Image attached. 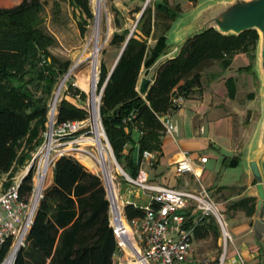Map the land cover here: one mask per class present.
Masks as SVG:
<instances>
[{
	"label": "trees",
	"instance_id": "obj_1",
	"mask_svg": "<svg viewBox=\"0 0 264 264\" xmlns=\"http://www.w3.org/2000/svg\"><path fill=\"white\" fill-rule=\"evenodd\" d=\"M68 1L79 10L85 22L93 17L90 0ZM43 8L41 0H23L10 8L0 7V180L5 176L11 178L31 150L42 144L54 89L58 78L67 73L70 66L69 62L61 63L50 50L56 38L40 27ZM180 9V6L172 7L168 0L148 5L109 78L110 68L105 62L101 64L99 90L108 80L100 114L114 153L121 162L126 144L134 141V130L140 132L141 152L161 150L165 127L160 117L179 108L174 102L176 98H189L196 89H201L203 69L218 62L224 71L237 54L245 53L249 64L238 71L254 72L260 40L258 31L248 29L240 34H223L210 28L189 36L177 55L160 61L154 82L142 95L138 89L141 71L143 67H151L166 50L167 32L181 16ZM115 24L121 25L118 13ZM159 24L164 25V31L150 46L149 37ZM82 28L84 30V26ZM130 31L129 28L115 31L111 42L121 50ZM220 74L211 72L209 78H218ZM225 84L228 95L235 98L238 78L230 76ZM248 96L254 98L255 94ZM87 115L85 108L64 97L58 104L56 124L85 120ZM227 160L224 162L228 166L238 162L237 157ZM126 162L124 168L135 176L138 163L131 155L126 156ZM34 173L31 169L24 177L20 187L22 196L29 197L33 192ZM232 207L252 215L256 198L245 197ZM124 211L128 220L144 214L142 208L133 204L126 205ZM208 219L203 217L200 223ZM208 222L206 232L212 229L218 236L215 219ZM10 249L11 240H8L0 248V264L8 257ZM117 250L110 200L103 179L76 157L60 156L53 167V182L44 190L26 245L18 251L14 264H117Z\"/></svg>",
	"mask_w": 264,
	"mask_h": 264
},
{
	"label": "crops",
	"instance_id": "obj_2",
	"mask_svg": "<svg viewBox=\"0 0 264 264\" xmlns=\"http://www.w3.org/2000/svg\"><path fill=\"white\" fill-rule=\"evenodd\" d=\"M22 1L0 0V7L10 8L20 4ZM174 22L171 29L167 32L168 46L166 49H169L170 53L164 56L162 54L151 67H143L139 77L138 89L142 78L145 76L151 79L149 86L154 82L159 62L177 55L182 43L185 41L184 34L180 32L178 25H176L177 27L174 25ZM236 59L237 55L233 63H235ZM232 66L224 71L221 68L219 71H210V73L220 72L221 74L218 78H208L206 82L203 80L201 89H196L191 97L183 98L177 110L164 116L177 124V131L173 133L165 132L161 138V150L156 151V164L153 167L146 166L145 168L152 183L197 189L199 184L195 176L192 173L179 175L176 172L175 162L182 151L189 153L198 163L201 157H207L208 161L205 163L201 173L202 182L208 189H214V194L212 195L220 203L221 210L225 213L229 212L233 217L230 226L228 224L233 241L229 244L227 258H233L239 252L245 264H264V233L261 238L256 237L254 230L255 212L252 215H248L244 209L232 207L234 202L245 197H255L256 205L259 199L257 181L254 179L249 165L251 160L259 158L256 155L254 142L252 143L249 140L252 131L246 128L248 121H243V117L248 112V106L244 107L241 105L237 93L235 98H231L228 95L225 84L228 77H237L234 74H227ZM136 134L139 138L140 132L134 130V141L127 143L124 148L125 155L122 158V163L125 165L127 163V155H131L133 161L137 163L141 159L142 152L140 151L138 138H135ZM208 149H212L215 152L211 154L214 156L215 161L209 169L207 165L210 162V156L205 152ZM235 157L238 158L235 166H228L224 162L226 158L229 161ZM226 167L239 170L238 174L241 175V178H239L237 173H229L228 171V174L222 178H218L215 175L214 169L217 168V170L223 171ZM51 174L50 184L53 182V171ZM116 192L123 205V210L125 209L124 204L126 201H130L137 207H142L150 200L149 191L132 187L125 180L118 182ZM188 210L190 216L187 224H191L189 227L193 228L192 260L196 262L207 259L217 260L219 253L218 248L215 247L216 244L223 250V239L220 229H218V236L214 234L212 229L206 232L205 227L213 217H209L207 222L200 223L201 213L195 209L193 203H190ZM215 222L217 224L216 220ZM211 238L215 240L216 244H211ZM118 258L120 260H118L117 264L126 262V256L122 253Z\"/></svg>",
	"mask_w": 264,
	"mask_h": 264
},
{
	"label": "built area",
	"instance_id": "obj_3",
	"mask_svg": "<svg viewBox=\"0 0 264 264\" xmlns=\"http://www.w3.org/2000/svg\"><path fill=\"white\" fill-rule=\"evenodd\" d=\"M182 100V97H178L174 102L179 105ZM53 105L56 108V103ZM160 119L166 133L177 131L178 126L172 120L164 116ZM82 122L68 121L56 124L54 117L53 129L47 138L51 135L53 140L55 134L68 130L75 132ZM55 126L57 127L55 128ZM102 130L104 132L103 126ZM103 137L110 147L105 132ZM44 145L38 152L41 158L37 172L34 173L33 192L29 197L21 195L20 187L24 177L32 169L31 165L26 166L23 171L9 178L11 181L0 192V248L8 240H11V252L19 251L26 245L37 207L46 189L47 177L44 178V185L41 188L38 186V180L43 176L44 170L42 161ZM53 149L52 143V147L49 149L50 167L55 160L52 156ZM59 155L66 154L60 151ZM156 157V151L144 150L138 162L137 174L133 176L123 165L118 163L112 151V158L123 179L132 187L150 192L149 202L140 207L144 211L143 216L131 220L127 219L116 192L115 176L111 175L112 178L109 183L107 176L102 172L110 200L111 225L118 242L117 259L120 260L118 257L122 253L126 256L125 263L129 264H245L239 252L235 257L227 258L228 247L233 238L228 227L226 213L221 210L220 203L201 179L202 169L208 158L201 157L198 163L186 151L181 152L180 157L175 162L176 172L179 175L192 173L199 184V188L189 189L152 183L145 167H153L156 164ZM5 178L8 177L5 176ZM190 203H193L195 209L201 213V218L213 217L217 221L223 239V250L217 260L207 259L199 262L192 260L193 228L186 226L190 216L188 212ZM128 204L132 203L126 201L124 205ZM124 221L128 223L130 231L127 230Z\"/></svg>",
	"mask_w": 264,
	"mask_h": 264
},
{
	"label": "rangeland",
	"instance_id": "obj_4",
	"mask_svg": "<svg viewBox=\"0 0 264 264\" xmlns=\"http://www.w3.org/2000/svg\"><path fill=\"white\" fill-rule=\"evenodd\" d=\"M41 1L43 2L44 8L41 12L42 23L40 24V27L44 31L53 35L56 38V43L50 47L52 54L55 57H57L61 61V63L69 62L70 66L68 71L70 69H73L76 62H78L80 59H83L78 64V66H76L77 69L75 68V73L73 74L69 73V75L66 78L65 76L67 73H65L58 78V82L54 89L53 97L51 100V106H52L54 103L57 90L61 85V83H63L62 87L58 91V96L55 99V103H56L55 120H56L58 104L64 97L77 103L79 106L85 108L88 112L87 118L85 120H81L83 122L75 132L74 131L70 132L68 130L54 135L53 137L54 149L52 150V156L55 158V160L52 163L50 167V172L48 173L47 176L46 188L50 185L49 182L52 175L51 173L53 171L55 161L60 157L59 155L60 151L65 152L66 155H72L76 157L89 170L100 175L101 178L103 179V173H102L103 169H92L84 163L85 157L93 158L96 161L97 158H95V155L96 157H98L99 151L95 145L81 142L83 141L82 139L85 137H92V138L95 137V133L93 126L90 122L92 114L90 112L89 93L83 90L78 85L77 82L79 76L90 74V70L92 68L91 59L89 57L92 47L89 45L90 37L93 33L92 27H94V23H95V13H94L92 0H90V7L93 13V17L87 18V22L83 20L84 17L80 14L79 10L74 9L70 5V2L68 0H41ZM146 1L147 0H105L104 15H103L104 17L102 21V30H101L102 40L105 42L98 56V79H100L101 64L105 62L107 67L110 68L120 51V47L111 42L113 38V33L117 30L122 31L124 28H129L130 30H132L139 15V12H137V10L139 8H143ZM154 1H160V0H150L148 5H152ZM215 1L217 0H168L169 4L172 7L176 8L177 6H180L181 8L180 9L181 16L178 17V19L174 22L175 23L174 25L176 26L181 23H186L189 16L188 14L194 12L199 7H202L208 3ZM117 13L120 18V24H121L119 26L115 24V15ZM82 26H84V30ZM163 31H164V25L159 24L154 34H152L149 37L148 43L150 46H153L155 44L156 37L159 36L160 33H162ZM248 64H249V57L245 53H239L237 54V59L235 60V63L231 64L233 66L229 69L227 74L228 73L234 74L238 78V89H237L238 100L241 103V105H243L244 107H246V105L248 106V112L246 116L243 117V121L244 122L248 121L247 124L246 123L244 124H246V128H248L249 131H252L250 136L251 138L249 140H251V142L253 143L255 142L258 136L259 125L264 111V105H263L264 79L259 68V44L256 51V60L254 62V67H253L254 72L247 73V72L238 71L240 67H244ZM215 70L217 71L220 70L218 62H214L212 65L203 69V77H204L203 80L206 82L209 78L210 71H215ZM76 89H79V92H77ZM252 92L255 94V96L253 99H249L248 95ZM82 93H84L85 96H83ZM96 93L99 96L100 90L98 84H97ZM100 104L101 102L99 100V118L101 120L102 126L104 127L100 114ZM49 125L50 122L48 121L47 130L44 135V140L42 144L36 149L31 150L27 160L23 165H20L18 167L15 174H18L19 172L23 171L26 168V166L29 165H31V168L34 169L35 172H37L38 163L41 158V156L38 155V152L40 151L42 145L47 142ZM56 127L57 126H55V128ZM135 138L136 139L138 138L137 134L135 135ZM102 140L105 144H107L104 137H102ZM110 147L111 148L109 149V153H108L107 165L110 169H112V174L115 176L114 178L116 184L115 187H117L118 182H123L124 180L117 168V165L115 164L112 158V151L114 153L112 145H110ZM205 152L206 154H208V156H210V162L207 165V168L209 169L211 168L210 166L212 165V163H214L215 161L214 156L211 154H214L215 152L212 149H208ZM114 156L121 166L125 165L117 159L115 153ZM224 169L225 170L223 171H219L217 170V168L214 169L215 175H217L218 178H222L223 176L227 175L228 172L235 174L239 173V170L234 168L226 167ZM238 175L239 178H241V175L240 174ZM10 181L11 180L9 178H5V177L0 180V192L3 190V188H5L8 185ZM209 190L212 194H214L213 188H209ZM226 217L228 224L230 226L233 217L229 212L226 213ZM131 225L134 226L133 224ZM211 240H212L211 244L213 243L212 245L216 244L213 238H211ZM215 247L218 248V253H219L218 257H219L220 253H222V250L220 247H218L217 244ZM10 253L11 251L9 252V254Z\"/></svg>",
	"mask_w": 264,
	"mask_h": 264
},
{
	"label": "water",
	"instance_id": "obj_5",
	"mask_svg": "<svg viewBox=\"0 0 264 264\" xmlns=\"http://www.w3.org/2000/svg\"><path fill=\"white\" fill-rule=\"evenodd\" d=\"M149 1L150 0L146 1L141 12L139 13V16L137 17L133 29L130 31L123 47L121 48L118 54L115 64L110 70L108 78L112 74L116 63L121 57L126 47V44L130 39V37L132 36V33L134 32ZM188 15L189 16L187 22L178 25L180 32L184 34L185 40L189 36H192L197 33H201L210 28H216L219 32L223 34H229V33L240 34L241 32L246 31L248 29H256L260 35L259 68L264 79V0H217L215 2H211L202 7H199L197 10H195L194 12ZM169 53H170L169 49H166L163 52L162 56L168 55ZM70 71L71 69L67 72L65 78L69 75ZM107 80L100 90V94H99L100 102ZM98 82L99 79L97 80V84ZM150 82L151 79L148 76L142 78L139 87V91L142 95H145ZM263 97H264V89H263ZM56 98L57 95L55 96V99ZM55 99L53 104H55ZM263 105H264V98H263ZM55 112L56 111L54 110V105H53L49 116L50 125H49L48 134H50L53 129ZM254 147L256 149V155L259 158V159H253L249 162L254 179L257 181V188L259 193V199L257 201L256 210H255L256 219L254 222V230L256 233V237L261 238L262 234L264 233V111L259 125L258 136L254 142ZM106 172H107L106 170H103L104 175H106ZM17 253L18 251H16V256Z\"/></svg>",
	"mask_w": 264,
	"mask_h": 264
},
{
	"label": "bare ground",
	"instance_id": "obj_6",
	"mask_svg": "<svg viewBox=\"0 0 264 264\" xmlns=\"http://www.w3.org/2000/svg\"><path fill=\"white\" fill-rule=\"evenodd\" d=\"M104 2L105 0H92L93 7H94V13H95V23L93 28V33L90 37V46L91 47V53L89 55L91 59L92 68L90 70V74H86L84 76H79L78 79V85L85 91L89 93V105H90V112H91V124L94 129L95 137H85L83 138L81 142H84L86 144H93L97 147L99 151V156L97 160L95 161L93 158L85 157L84 162L89 167H92L93 169H103L106 170V176L108 178L109 183L111 182L110 177L112 175V172H110V169L107 165V159H108V153L110 147L108 144H105L102 140V137L104 135V132L102 130V124L101 120L99 118V96L96 93L97 90V80H98V56L102 49V46L105 41L102 40L101 30H102V21H103V15H104ZM105 39V38H104ZM83 59H80L78 62H76L73 69H71L70 73H75V68L78 66V64ZM91 67V66H90ZM77 69V68H76ZM83 73V72H81ZM88 73V72H87ZM82 75V74H81ZM78 76V75H77ZM62 84L59 86L56 95L58 96V91L62 87ZM54 106V110H55ZM91 135V134H90ZM81 140V139H80ZM52 136L49 135L47 138V142L44 145V153H43V176L40 177L38 180V186L41 188L44 185V178L48 176V173L50 172V165H49V149L52 147ZM72 146V145H71ZM108 148V149H107ZM111 173V174H110ZM112 178V177H111ZM51 182V181H50ZM124 224L128 231H130L128 224L126 221H124ZM16 256V251H13L9 254V256L5 259V261L2 264H14ZM134 264H140V263H134Z\"/></svg>",
	"mask_w": 264,
	"mask_h": 264
}]
</instances>
